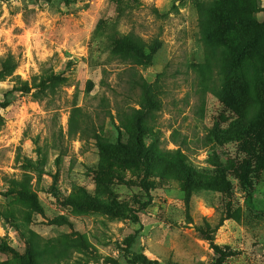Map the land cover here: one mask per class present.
Here are the masks:
<instances>
[{"label": "rangeland", "instance_id": "rangeland-1", "mask_svg": "<svg viewBox=\"0 0 264 264\" xmlns=\"http://www.w3.org/2000/svg\"><path fill=\"white\" fill-rule=\"evenodd\" d=\"M209 13L233 15L237 29L223 38L263 54L264 0H0V69L9 55L18 62L0 80V203L8 180L28 173L42 208L29 222L0 218L1 260L19 264L30 247L58 244L63 264H129L136 251L163 264H264V143L248 130L264 110V78L249 66V94L259 100L241 105L243 115L224 105L220 83L195 67L206 57ZM129 32L163 46L149 62H122L113 39ZM48 72L66 79L56 93L12 92ZM142 79L162 87L154 145L171 173L148 175L120 121L133 124ZM95 131L121 136L131 153L103 151ZM213 132L221 142L205 145ZM221 164L230 166L225 184L212 173ZM182 165L205 184L188 183Z\"/></svg>", "mask_w": 264, "mask_h": 264}, {"label": "trees", "instance_id": "trees-1", "mask_svg": "<svg viewBox=\"0 0 264 264\" xmlns=\"http://www.w3.org/2000/svg\"><path fill=\"white\" fill-rule=\"evenodd\" d=\"M70 2V0H66ZM235 17L233 15L225 18H218V21L212 19V13H209L204 19L206 28L204 29V45L207 50L205 60L201 63H196L195 67H199L203 73L202 76L206 82L218 81L219 89L215 87V93L221 99V101L232 106L234 112L237 115H243L244 109H241V105H245L250 101L259 100V98H252L249 94L250 81L247 76L249 66L252 65L254 68L261 69V76L264 78V49L263 54L258 57L251 54L252 47L250 43L243 42L242 40H231L226 37L229 33L234 32L237 29ZM261 32L264 34V24H259ZM112 54L117 55L122 62L130 64H143L152 60L159 50L163 46V41L156 38L151 41L145 40L138 34L129 32L119 36H115L113 39ZM264 43V41H263ZM18 67V62L13 55H9L3 59L0 69V80L9 76H14V72ZM209 68V69H207ZM38 76L34 77V85H30L29 82H23L19 85H15L12 92L22 91L23 93H31L33 89H38L37 92L33 93V96L41 100L44 98L45 89H49L52 93H56V87L62 85L66 80L65 77H61L54 72H48L45 75L40 76V83H36ZM136 83L139 85L141 90L139 105L140 108H133L132 115L133 124H130L129 120L121 117L120 121L124 124V127L129 133H131L135 139V145L133 152H137V155L145 159L147 166L148 175L151 171L156 173L157 171L172 172L170 165L167 161H164L162 151L158 146L154 145L158 140L157 131H160L156 127L157 117L156 113L158 107L161 105V94L162 87L159 80L154 84L149 83L145 79L141 82ZM78 109H74L77 111ZM221 120V118L219 119ZM258 122V121H257ZM251 124L249 131L251 135L257 139L256 142L264 143V110L259 115V122ZM86 129H81L84 133ZM77 131V129H76ZM213 136L207 134L205 145L210 143L216 144L221 142V137L217 133L213 132ZM157 135L156 139L150 145H146L145 138L147 136ZM94 138L98 140V145L105 151L109 146H120L125 147L129 153L131 149L123 141L121 136L114 142L109 137L102 136L98 131L93 134ZM251 144L248 148L247 158H252L253 151ZM109 150V149H108ZM183 166V173L188 179V183H192L189 178H193L198 184H205V176L198 177L193 175L190 167ZM230 166L227 164L226 167L222 164L217 169V173L222 174L215 177L219 184H225L226 180L223 178L226 175L227 170ZM213 179L210 178V181ZM9 189L6 191L8 201L0 203V218H15L22 221L29 222L32 219V215L35 212H41L42 208L38 201V196L34 187L32 186L31 177L28 173L22 174L21 178H12L8 180ZM138 233L129 235L125 241L128 245L134 244L137 240ZM0 244V250H5ZM7 250V249H6ZM9 250V249H8ZM133 256L128 259L129 264H163L157 260L149 259L143 251L132 252ZM65 253L62 251L58 244H52L46 250L40 251L34 246L30 247V250L18 259L19 264H63L66 259ZM113 264H121L116 259H111ZM0 264H14L10 260L3 261L0 259Z\"/></svg>", "mask_w": 264, "mask_h": 264}]
</instances>
